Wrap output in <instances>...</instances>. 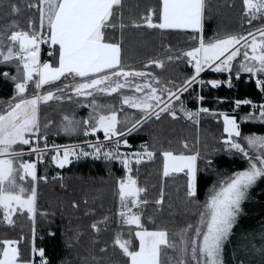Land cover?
I'll list each match as a JSON object with an SVG mask.
<instances>
[{
    "label": "snow or ice",
    "instance_id": "snow-or-ice-1",
    "mask_svg": "<svg viewBox=\"0 0 264 264\" xmlns=\"http://www.w3.org/2000/svg\"><path fill=\"white\" fill-rule=\"evenodd\" d=\"M242 4V16L249 25L264 22V0H242ZM8 7L12 16H26L27 26L12 19L0 28V67L5 69L0 71V80L12 87L10 97L0 99V224L14 227L13 217L26 213L35 233L38 185L48 182L46 174L38 175V165L45 163V157L58 169L91 159L105 166L118 164L124 173L117 181V215L127 226L129 238L118 232L112 245L125 258L122 264H264V224L259 232H250L244 223L254 192L264 200V26L246 35L217 34L205 39V0H158L155 7L129 17L125 16L124 0H10ZM117 29L120 40L115 38ZM127 29L149 34L189 31L192 47L179 54H173L171 47L165 52L169 63L184 61L191 72L180 82L165 81L153 71L164 68L163 59H150L140 69L126 64L123 37ZM42 45L48 46L49 60H41ZM206 71L227 73V78L205 80L202 73ZM244 77L246 83H254L261 100L236 99L234 111L241 106L249 109L239 120L237 115L205 107L206 97L200 93L194 96L195 109L182 99L186 93L192 96L197 86L232 89L234 81ZM105 97L116 98L119 104L101 102ZM53 101L87 109V115L79 119L75 111L64 115L58 132L83 137L102 133L103 139L85 140L87 149L55 143L50 147L48 132L53 122L41 124V106ZM128 109L138 115L121 118ZM205 116L223 121V134L210 150L205 145L202 152L199 140L193 146L182 142L181 151L165 149L156 134H151V143L134 146L130 142L152 122L170 117L199 127ZM242 125H248L249 131ZM253 126H259V133ZM220 153L243 166L229 174L220 173L212 158ZM158 155L162 157V178L183 173L184 201L195 217L171 233L159 226L149 230L142 223L141 209L149 203L144 195L147 189L133 175V166L138 171L142 163ZM202 169L216 175L203 203L199 199ZM52 179L62 181L59 175ZM153 203L162 211L163 188ZM72 207L79 205L73 203ZM149 220L156 224L155 219ZM108 221L105 216L92 223L91 229L99 234L100 225ZM133 231L138 248L133 245ZM20 243L0 240V264H49L45 249L36 247L34 239L28 256L21 252ZM99 251L106 253L107 247ZM92 260L98 264L95 256Z\"/></svg>",
    "mask_w": 264,
    "mask_h": 264
},
{
    "label": "trees",
    "instance_id": "trees-1",
    "mask_svg": "<svg viewBox=\"0 0 264 264\" xmlns=\"http://www.w3.org/2000/svg\"><path fill=\"white\" fill-rule=\"evenodd\" d=\"M19 2V0H15ZM125 16H138L151 7H155L158 0H124ZM205 19L203 23V35L205 39L215 37L217 34L245 35L249 30H255L257 27L264 26L262 21H254L249 25L242 16V0H205ZM10 0H0V28L11 22L12 19H18L21 27L27 26V17H14L10 14L8 7ZM231 5V6H229ZM189 31L167 30L164 33L154 31L149 34L145 31L127 29L124 34L123 61L137 69L142 68L148 60L156 58L163 59L165 66L163 69H153L161 80L182 81L191 69L184 61L169 63L166 59L165 49L171 47L173 54H179L193 45ZM115 38L120 40V31L116 30ZM48 46H42V61L49 60L47 56ZM0 67V71H3ZM14 71V69L12 70ZM166 79H164V78ZM226 75H219L215 72H207L203 79L225 80ZM246 77L240 81H234L236 86L229 89L226 85L217 89H211L210 86L200 89L196 87L192 96L187 93L184 99L185 105L190 109L198 107L194 96L200 93L206 97L204 106L216 112H227L230 115H237L239 120L249 109L247 106H241V109L234 111V101L236 99L249 98L255 102H260L261 98L254 83H246ZM12 87L0 80V99L10 97ZM219 100H224L220 103ZM44 106L41 124L52 121V128L48 135L55 134L62 141H76L83 136H65L58 132V125L64 115L69 114L68 110L63 112L60 103L52 107ZM73 105V104H72ZM75 105V104H74ZM76 108V109H75ZM76 112L77 118L87 115V109L71 108ZM135 113L130 111V114ZM223 121L217 123L210 116L201 119L199 127L183 119L173 121L170 117L161 122H152L141 131L139 135L130 138L134 146L141 143H151V134H156L160 139L163 148H171L175 151H181V143L187 141L190 146L196 145L199 140L200 150L205 151V145L210 150L216 142V139L223 134ZM245 132L249 131L248 125H242ZM253 131L259 133V126H253ZM43 131V129H42ZM217 170L222 174H229L243 165L238 160L230 159L227 155L220 153L212 157ZM136 169V168H135ZM134 169L133 175L138 178V185L145 187L149 203L142 207V223L149 230H155L157 226L167 228L169 232H174L184 226L189 221H194L192 215L193 208L186 205L184 201L183 173L173 175L168 178H162V157L149 163L139 166L138 171ZM48 176V182L41 181L38 185V195L36 201L35 233L33 234V223L23 216H14V227H7L0 224V240L13 239L20 240L21 252L28 256L30 248L35 240L36 247L45 249L49 264H94L92 257L97 258L98 264H122L125 259L118 249L114 248L113 241L118 232H122L125 239L129 238L127 226L120 223L117 215L119 211L118 184L117 181L122 178L115 166H105L104 163L97 162H76L62 170L56 169L49 161L41 165L39 175ZM59 175L62 181L53 180V176ZM216 180V175L211 172H205L203 169L199 174V199L203 203L208 189ZM61 183L63 187H61ZM161 188L164 193V205L162 211L157 210L153 203L160 197ZM258 197V225L264 224V200L255 192L253 198ZM87 201V204L84 202ZM79 205L73 208L72 204ZM253 207V200L250 202ZM136 211V209H134ZM105 216L109 217L107 225L101 224L99 234L93 232L91 224L103 220ZM156 220V224L150 222L149 218ZM2 218V214H0ZM260 230V229H259ZM50 233H55L51 235ZM23 237V240H21ZM133 245L138 248L139 241L135 239L134 231L132 233ZM69 244L72 246L69 247ZM107 247L106 253H101L99 249ZM171 255V252H169ZM39 258L37 257V260Z\"/></svg>",
    "mask_w": 264,
    "mask_h": 264
},
{
    "label": "rangeland",
    "instance_id": "rangeland-1",
    "mask_svg": "<svg viewBox=\"0 0 264 264\" xmlns=\"http://www.w3.org/2000/svg\"><path fill=\"white\" fill-rule=\"evenodd\" d=\"M41 55H42V49H41ZM41 60H42V59H41ZM163 78H164V77H163ZM164 79H166V78H164ZM117 96H118V94H117ZM101 102H103V103L113 102V103H116L117 105L119 104L118 99H116V98H108V97L103 98V99L101 100ZM57 103H59V102H55V101L50 102V104H53L52 107L56 106ZM50 104H49V105H50ZM67 104L70 105L69 108H70V111H71V112L67 111V110H68V106H67ZM49 105H47V106H49ZM44 106H45V105H42V106H41V116H43ZM59 107H61V110H62L63 112H66V111H67V112L69 113V114H67V115H72L74 109H71V108L75 107V105H74V104L72 105L71 103H63V104L60 103V106H58L57 109H58ZM75 109H76V108H75ZM130 111H132V112L134 111L135 113H137L136 110H134V109H128V110H126V113H121V114H120L121 118H124L125 114H127V116H128L129 119H132V118H134L136 115H138V113H137V114H134V113H131V114H130ZM52 135H55V134H52ZM50 136H51V134H50ZM56 136H57V135H56ZM180 174H181V173H180ZM173 175H177V174H173ZM173 175H172V176H173ZM257 201H258V197H256V198L254 197V198H253V202H254L253 207H252V205H251V208L249 209L250 214L245 218V221H244L245 225L248 227V229H249L250 232H251L252 230H255L256 232H259V229H260V227H259V225H258V211H259V209H258V207H257ZM257 242H258V237H257Z\"/></svg>",
    "mask_w": 264,
    "mask_h": 264
},
{
    "label": "built area",
    "instance_id": "built-area-1",
    "mask_svg": "<svg viewBox=\"0 0 264 264\" xmlns=\"http://www.w3.org/2000/svg\"><path fill=\"white\" fill-rule=\"evenodd\" d=\"M43 46V45H42ZM42 46H41V49H42ZM207 72H211V71H206V72H204V73H202V77H203V75L205 74V73H207ZM219 75H226L227 73H218ZM247 79V78H246ZM220 80V79H219ZM100 138V139H103V134L102 133H98L97 134V136H95V137H93V136H90V137H82L81 139H79V140H76V141H62V140H60L59 138H58V136H56V135H53V136H49L48 135V142H49V146L51 147V145L53 144V143H55V144H60V145H65V146H73V145H80V146H82V147H84V148H86L87 149V145L84 143V141L85 140H93V141H95L97 138ZM41 146H43V141H41ZM123 150V149H122ZM33 159H34V157H33ZM49 161V163H50V157H45V163H47ZM77 161H74L73 163H76ZM78 162H97V163H103V162H101V161H93V160H91V159H88V160H80V161H78ZM149 162H151V161H146L145 163H149ZM44 163V164H45ZM145 163H142V164H145ZM51 164V163H50ZM141 164V165H142ZM41 165H43V164H39L38 165V175H39V169H40V167H41ZM71 165V164H70ZM70 165H68V166H66L65 168H67V167H69ZM51 166H53L54 168H56L55 167V165L54 164H51ZM115 166V168H116V170L120 173V175L123 177V175H124V173H123V170H122V168L120 167V165H118V164H116V165H114ZM134 167V169L136 168V166H133ZM56 169H58V168H56ZM64 169V168H63ZM60 170H62V169H60ZM137 178V177H136ZM138 179V178H137ZM138 183H139V181H138Z\"/></svg>",
    "mask_w": 264,
    "mask_h": 264
},
{
    "label": "crops",
    "instance_id": "crops-1",
    "mask_svg": "<svg viewBox=\"0 0 264 264\" xmlns=\"http://www.w3.org/2000/svg\"><path fill=\"white\" fill-rule=\"evenodd\" d=\"M203 23H204V21H203Z\"/></svg>",
    "mask_w": 264,
    "mask_h": 264
}]
</instances>
